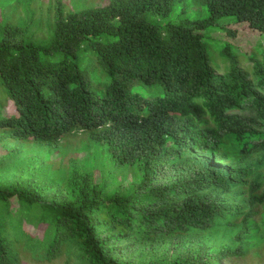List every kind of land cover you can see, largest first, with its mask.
<instances>
[{"label":"trees","instance_id":"16d2710c","mask_svg":"<svg viewBox=\"0 0 264 264\" xmlns=\"http://www.w3.org/2000/svg\"><path fill=\"white\" fill-rule=\"evenodd\" d=\"M31 1L0 0V264L260 257L264 47L205 39L264 33V0H55L44 27ZM77 131L98 166L63 158Z\"/></svg>","mask_w":264,"mask_h":264},{"label":"rangeland","instance_id":"374dc122","mask_svg":"<svg viewBox=\"0 0 264 264\" xmlns=\"http://www.w3.org/2000/svg\"><path fill=\"white\" fill-rule=\"evenodd\" d=\"M55 0H32L30 3V7L34 11V18L40 19L39 22H43V26H46L48 22L45 18L47 16V13L49 12V4H53ZM66 10H75L79 9L81 7H85V0H60ZM51 2V3H50ZM86 3L93 4L95 6H99L102 4L107 3V0H87ZM23 8L20 7L18 10L19 13L24 16L26 15L25 12L22 10ZM203 15V13L201 14ZM40 24V23H39ZM38 24V25H39ZM241 31L240 34L237 37H226L219 29L214 30L211 32L210 36H208L205 41L207 43V49L209 55H211L215 49L220 48L224 43H228L231 46H238L243 49H253L257 47H264V33H260L257 30L250 29L247 25H240L239 26ZM46 29V28H45ZM5 104L9 105L10 101L8 99L5 100ZM2 130H0V133ZM61 145L63 146V152L67 150V155L63 156L69 157L70 155L72 157H75L76 159H83L85 157H88L95 160V164H99V162H96V159L93 158L94 151L92 147L88 146L89 144L88 138H87V132L77 131L74 133H71L61 140ZM14 145V142L9 139H1L0 140V153H4V150H9ZM26 150L21 154L22 159H25L29 155H35L37 153H42L41 147H39L36 143H31L26 145ZM45 151V149H44ZM61 153H57L56 155H53V158H57L56 160L60 159L62 156ZM52 157V156H51ZM50 157V158H51ZM98 161V159H97ZM19 173L18 170L12 169L10 170V173L8 174L7 178L11 179L13 177L14 173ZM13 173V174H12ZM126 182H131V179H126ZM11 207L12 209H15L17 207V202L12 199L11 200ZM260 257H249L246 259H239L234 264H264V246L259 247ZM67 257L63 255V257H58L55 261L51 263H39L34 262L32 260H23L21 264H74L72 262H66Z\"/></svg>","mask_w":264,"mask_h":264}]
</instances>
